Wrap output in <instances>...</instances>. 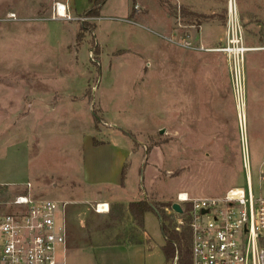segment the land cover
Here are the masks:
<instances>
[{
  "label": "rangeland",
  "instance_id": "obj_1",
  "mask_svg": "<svg viewBox=\"0 0 264 264\" xmlns=\"http://www.w3.org/2000/svg\"><path fill=\"white\" fill-rule=\"evenodd\" d=\"M19 1L0 0V18L16 13ZM236 2L245 44L257 48L246 53L242 129L226 60L210 50L226 40L229 0H107L100 16L85 13L92 0H68L72 15L88 17L69 21L68 72L66 59H51L55 50L38 43L39 88L48 93L63 74L70 100H58L37 136L22 137L0 122V184L7 199L29 181L36 197L63 203L67 264H163L155 209L146 213L142 242L123 241L133 233L129 201L145 198L162 208L181 191L200 197L247 189L244 147L253 192L264 194V0ZM36 4L27 0L26 12L36 13ZM184 40L193 47L177 43ZM49 67L56 77L40 75ZM36 127L28 124L29 131ZM95 137L109 145L95 144ZM126 149L122 185L117 161L123 166ZM84 173L92 184L83 183ZM98 203L109 209L98 211ZM165 211L179 222L172 208Z\"/></svg>",
  "mask_w": 264,
  "mask_h": 264
},
{
  "label": "built area",
  "instance_id": "obj_2",
  "mask_svg": "<svg viewBox=\"0 0 264 264\" xmlns=\"http://www.w3.org/2000/svg\"><path fill=\"white\" fill-rule=\"evenodd\" d=\"M55 7L54 17L88 19L72 15L65 3L58 1ZM11 17L17 18L16 14ZM177 43L193 47L191 41ZM250 49L245 44L237 2L229 0L226 40L210 50L226 55L241 129L242 114L246 113V53ZM243 162L249 170L250 157L245 147ZM5 186L0 184V264H67L68 227L61 212L63 203L36 197L29 181L25 191L7 199ZM176 201L183 212L188 207L192 264H264V194H254L248 175L247 189L232 187L223 195L209 197L181 191ZM100 206L98 203V211ZM172 264H179L178 257Z\"/></svg>",
  "mask_w": 264,
  "mask_h": 264
},
{
  "label": "crops",
  "instance_id": "obj_3",
  "mask_svg": "<svg viewBox=\"0 0 264 264\" xmlns=\"http://www.w3.org/2000/svg\"><path fill=\"white\" fill-rule=\"evenodd\" d=\"M58 1L67 4L68 12L71 13L72 9H74L73 5L68 3V0H44L46 4L43 2V0H36L38 4H36L34 8L37 11H35L36 13L33 14L26 12L28 7L27 5H24V3H26L27 0H20L19 3H17V7H13L18 13L7 10V13H4L2 15L3 17L0 18V122L10 124L12 123L13 126L11 128H14V133H17L19 130V134L22 137L25 136V134L28 132H32L33 135H36L38 131V123H41L42 121L51 122L48 120L47 116L49 115V113L54 111L58 100L63 98L64 100H66V102L70 100V94L68 92L69 88L67 86H64L63 78L60 79L59 77L63 76V74H59V76L54 79V82L53 80L49 79V82H53V85H51V87L49 88L48 93L43 92L42 89L39 88L38 83L39 70H42L44 68L41 67L42 65H37V56L39 53L40 55L43 53V51L38 52L39 42L41 47L43 46V49L55 50L51 56V59H54L55 56L56 58L60 57L62 61L66 59V71L68 72L69 70L68 65L71 50L69 26L70 20L53 16L56 13L55 3ZM37 7L39 8L36 9ZM12 14H16L17 18H12ZM41 21H56V24L50 27L49 25L45 24L46 22L43 23ZM76 28L77 27H74V29ZM58 34L61 37L57 36ZM75 39L76 36L75 38H73V40ZM95 43L97 42L95 41ZM24 45L26 46L25 49H23ZM59 48L62 52L59 51ZM223 56L228 67L226 55L223 54ZM53 66H55V64H53ZM42 74L49 76V78L56 77V72L53 70V68L50 67L49 71L46 70L44 72H40V75ZM64 91H67L66 95L64 94ZM40 113L41 115H44V117L38 119V114ZM34 121L37 126L35 128L36 130L30 129L29 131L28 124H31V122L33 123ZM2 127L0 128V132L4 130ZM101 144L105 147L109 145L108 143ZM128 150L129 149L125 150L123 166L125 165L129 157ZM118 164L123 168L119 161H117V165ZM127 172L129 173V171ZM128 173L126 174L127 179ZM79 175L82 176L84 184H92L91 177H89L87 181L85 173V177L82 174ZM25 190L26 188H21V191ZM140 199L141 198L130 200L129 203L131 201ZM173 212L175 211L173 210ZM176 213L177 215L181 214L178 212ZM132 222L133 233L126 234L127 236L123 238V241L129 242L130 244L141 243L143 235L142 233L145 232V226L144 228L139 227L134 219ZM111 240L120 241L121 238H113ZM164 244H162V246ZM164 263L165 261L163 262V264Z\"/></svg>",
  "mask_w": 264,
  "mask_h": 264
},
{
  "label": "trees",
  "instance_id": "obj_4",
  "mask_svg": "<svg viewBox=\"0 0 264 264\" xmlns=\"http://www.w3.org/2000/svg\"><path fill=\"white\" fill-rule=\"evenodd\" d=\"M107 0H92L93 6L85 13L92 16H100V9ZM104 141L94 138L95 144H101ZM125 165L122 169L121 184H124L126 170ZM166 207L172 208V204L164 202L162 208L157 207L156 210L162 222V230L165 236V244L162 246L163 253L165 255L164 264H172L175 257H178L179 264H192L191 256V233L188 224V207L181 214H178L179 218H182V223L176 221L173 218L172 213H167ZM155 209L154 203L143 198L136 201H131L128 205V210L133 219L137 222V225L141 228L145 226V215L151 210ZM118 218L116 215L113 216ZM179 227V229H177Z\"/></svg>",
  "mask_w": 264,
  "mask_h": 264
},
{
  "label": "bare ground",
  "instance_id": "obj_5",
  "mask_svg": "<svg viewBox=\"0 0 264 264\" xmlns=\"http://www.w3.org/2000/svg\"><path fill=\"white\" fill-rule=\"evenodd\" d=\"M61 11H64V9L62 8ZM251 49H254V48H251ZM245 117H246V113L244 115V113L242 114V125H244V122H245ZM246 148V147H245ZM248 169V168H247ZM248 176L250 177V180H251V176L249 174V170H248ZM109 208H108V205L105 203V204H101L100 206V210L101 212L103 211H107Z\"/></svg>",
  "mask_w": 264,
  "mask_h": 264
},
{
  "label": "water",
  "instance_id": "obj_6",
  "mask_svg": "<svg viewBox=\"0 0 264 264\" xmlns=\"http://www.w3.org/2000/svg\"><path fill=\"white\" fill-rule=\"evenodd\" d=\"M164 130H161V132H163ZM172 209L175 211V212H178V213H183V208L181 206V204L179 202H174L172 204Z\"/></svg>",
  "mask_w": 264,
  "mask_h": 264
}]
</instances>
